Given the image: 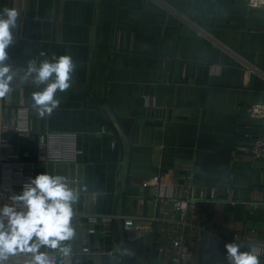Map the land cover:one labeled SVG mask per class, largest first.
Masks as SVG:
<instances>
[{"label": "crops", "instance_id": "obj_1", "mask_svg": "<svg viewBox=\"0 0 264 264\" xmlns=\"http://www.w3.org/2000/svg\"><path fill=\"white\" fill-rule=\"evenodd\" d=\"M5 7L20 13L8 50L18 74L0 99V137L32 162L45 135L74 136L75 162L33 169V178L80 183L64 264L117 262L111 253L119 264H174L169 248L182 239H197L190 264H227L221 239L240 234L242 251L246 237L264 241V155L252 152L264 128L246 110L264 101V9L245 0H0ZM66 53L77 62L72 86L41 118L31 94L45 85L22 81L27 63ZM176 197L192 207L175 211ZM125 220L150 233L146 254ZM41 251L60 264L58 250Z\"/></svg>", "mask_w": 264, "mask_h": 264}, {"label": "clouds", "instance_id": "obj_2", "mask_svg": "<svg viewBox=\"0 0 264 264\" xmlns=\"http://www.w3.org/2000/svg\"><path fill=\"white\" fill-rule=\"evenodd\" d=\"M19 16L15 8L5 7L0 12V99L13 91L12 82L18 74L8 63V50L15 42ZM76 71L77 62L67 53L39 64L34 59L28 61L22 81L31 79L35 86L45 85L31 94V106L41 118L51 116L59 107L57 93L71 88ZM78 199L79 193L62 175L44 173L30 179L21 193L11 195L0 207V264H10L19 255L29 257L23 264H53L42 248L58 250L60 264H64L63 258L72 249L63 242L76 235L73 219ZM243 247L234 240L224 245L227 264H261L258 249L248 245V250L242 251Z\"/></svg>", "mask_w": 264, "mask_h": 264}, {"label": "built area", "instance_id": "obj_3", "mask_svg": "<svg viewBox=\"0 0 264 264\" xmlns=\"http://www.w3.org/2000/svg\"><path fill=\"white\" fill-rule=\"evenodd\" d=\"M248 7H256L264 9V0H245ZM247 113L260 121V125L264 128V101H258L246 107ZM19 133H28L22 129H16ZM66 152H68L66 154ZM252 152L256 155H264V139H256L253 142ZM76 151L74 150V136L73 135H45V142L42 145L41 154L37 161L25 162L19 160L14 154L10 152L8 143L0 137V207L8 203V198L13 194L22 192L23 187L30 182L33 178V169L38 164L44 163H70L75 162ZM159 176L153 175L151 180L155 183L158 182ZM150 180L142 183L143 186L150 185ZM77 192L80 190V183L74 181L73 187ZM192 205L189 199L183 197H176L173 199V208L175 211L182 214L186 213ZM95 220V219H94ZM102 225H109L112 221L110 217H102L98 219ZM124 227L132 229L136 237H142L144 234L143 229L133 223L132 220H125ZM235 241H242L240 234L233 233ZM249 245L259 250L260 260H264V241L256 242L246 237ZM223 244L230 242V239H221ZM245 241V240H244ZM217 242V241H216ZM214 243V246L217 243ZM197 243V239H190L189 241H173L169 252L171 260L174 264H190L193 256V246ZM160 250H164L163 248ZM53 264H56V256L54 253H48ZM112 259L115 257L117 262L111 264H119L121 257L109 254ZM29 259L26 255H19L10 261V264H23L25 260Z\"/></svg>", "mask_w": 264, "mask_h": 264}, {"label": "water", "instance_id": "obj_4", "mask_svg": "<svg viewBox=\"0 0 264 264\" xmlns=\"http://www.w3.org/2000/svg\"><path fill=\"white\" fill-rule=\"evenodd\" d=\"M127 234L128 237L132 238L131 241L132 244L139 249L143 248V253L146 254L149 246L150 233H145L142 237H136L133 230H128ZM124 264H136V263L130 261V259L126 257Z\"/></svg>", "mask_w": 264, "mask_h": 264}]
</instances>
